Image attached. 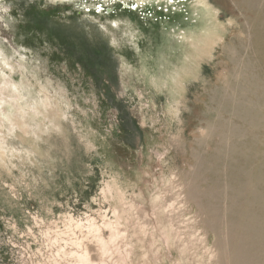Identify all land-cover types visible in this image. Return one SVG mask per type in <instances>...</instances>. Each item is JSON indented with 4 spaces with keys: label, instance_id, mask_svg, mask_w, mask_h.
<instances>
[{
    "label": "rangeland",
    "instance_id": "1",
    "mask_svg": "<svg viewBox=\"0 0 264 264\" xmlns=\"http://www.w3.org/2000/svg\"><path fill=\"white\" fill-rule=\"evenodd\" d=\"M195 1L0 0V264H223L231 219L209 227L188 199L189 150L208 84L232 96L228 150L245 130L233 107L246 64L264 86V0ZM196 26L161 71L164 41ZM92 54L118 60L109 91L79 64Z\"/></svg>",
    "mask_w": 264,
    "mask_h": 264
},
{
    "label": "bare ground",
    "instance_id": "2",
    "mask_svg": "<svg viewBox=\"0 0 264 264\" xmlns=\"http://www.w3.org/2000/svg\"><path fill=\"white\" fill-rule=\"evenodd\" d=\"M195 2L198 9L203 8L208 14L210 10H215L208 1ZM198 11L202 15V11ZM200 22L202 27L204 24L209 27L207 15L202 17ZM199 26L189 29L180 37L176 34L169 35L164 41L163 53L161 56L158 55L156 60L161 71L170 66L171 48L176 45L180 50H184L189 43L191 45L196 43L193 37L197 34L196 28ZM174 37L178 41H174ZM143 67L146 70L143 79L147 80L149 76L155 79L156 75H150L147 65L144 64ZM249 69L250 72L247 74ZM244 70L242 85L237 83L241 93L233 111L236 119L246 126L245 130L233 128L231 134L234 144L228 150V125L224 115L228 112L229 105L226 101L223 106L222 102L227 97L229 100L232 99V96L227 95L226 88L213 89L208 84L206 93L209 105H205L203 111L195 113L199 123L196 133L199 136L194 138L192 148L189 150L194 165L191 167V183L186 192L188 199L207 216L205 223L209 227L221 223V215L229 216L231 219L229 221L232 227L231 238L222 249L225 258L221 254L224 258L223 264H264L261 260V258L264 260V115H262L264 86L255 73L253 63L246 64ZM246 85L251 86L252 91H247V88H244ZM249 96L254 97L253 105L246 103L245 99ZM13 106L17 107V104ZM243 135L247 139L245 145L239 143ZM205 147L207 151H203ZM225 192L229 195L225 196ZM223 203L229 204L226 210H220ZM232 230L235 233H232Z\"/></svg>",
    "mask_w": 264,
    "mask_h": 264
},
{
    "label": "flooded vegetation",
    "instance_id": "3",
    "mask_svg": "<svg viewBox=\"0 0 264 264\" xmlns=\"http://www.w3.org/2000/svg\"><path fill=\"white\" fill-rule=\"evenodd\" d=\"M104 48H106V47H104ZM85 54H87V53H85ZM97 54H98V52H97ZM88 56H89V58L87 57V55H84V57H82L80 59V63H79L80 66H82V68L85 70V72L88 73V74L87 73L86 74L90 78H92L96 84L105 86L106 90L109 91V87L115 83H113V80H111V77L109 76L110 73L107 74V68L109 66L108 62L110 61L109 63H111L113 66V68H112L113 77H117V73H118V70H117L118 60H117V58H114L112 56L108 57L107 55L105 57H103L104 59L102 57L99 58V55L98 56L93 55L92 57L90 55H88ZM85 60H87V62ZM95 61L97 62L98 65L100 64V66H99L100 69L92 68L89 66L90 62L92 64V62H95ZM86 64H88V65H86ZM118 105H119V107L117 108V110L119 112L120 123L122 124L121 130H122L123 134L125 135L131 131L136 130V128H135L136 122H135V120L129 119L127 114L125 116L126 112L124 111V107L120 101H119ZM134 134H137V132L135 133V131H134Z\"/></svg>",
    "mask_w": 264,
    "mask_h": 264
},
{
    "label": "trees",
    "instance_id": "4",
    "mask_svg": "<svg viewBox=\"0 0 264 264\" xmlns=\"http://www.w3.org/2000/svg\"><path fill=\"white\" fill-rule=\"evenodd\" d=\"M41 13V12H40ZM37 13H35V15H36ZM66 45V44H65ZM67 46V45H66ZM72 46H74V43H72Z\"/></svg>",
    "mask_w": 264,
    "mask_h": 264
}]
</instances>
